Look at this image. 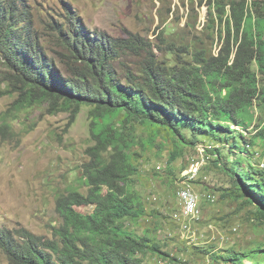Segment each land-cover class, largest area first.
Listing matches in <instances>:
<instances>
[{
	"label": "trees",
	"instance_id": "16d2710c",
	"mask_svg": "<svg viewBox=\"0 0 264 264\" xmlns=\"http://www.w3.org/2000/svg\"><path fill=\"white\" fill-rule=\"evenodd\" d=\"M194 3L196 9L208 5L207 22L200 37L180 43L163 38L174 34L171 23L158 28L161 42L155 44L137 33L114 37L90 31L71 11L67 21L53 26L62 45L56 58L48 56L33 30L24 0H0L4 93L18 95L14 109L48 102L52 113L69 110L72 125L88 106L94 140L80 176L88 190L70 185L59 195L62 223L52 227L51 237L26 227L0 226V249L10 264H145L143 256L149 252L177 260L162 251L149 229L138 233L126 223L148 213L135 188L143 154L134 149L129 129L146 125L155 137L160 130L167 132L174 144L169 163L203 134L236 153L237 148L246 150L242 143L253 122L252 109L264 107V0ZM123 55L139 57L140 64L137 70L127 66L120 77ZM11 128L0 117V137L10 135ZM258 140L264 150V124L250 137L251 144ZM223 154L220 146L212 153L232 179V195L257 202L258 218L264 221V168L242 167L241 158L229 165ZM81 205L93 209L80 213L76 207ZM212 261L264 264V244L257 242L246 252H213Z\"/></svg>",
	"mask_w": 264,
	"mask_h": 264
},
{
	"label": "rangeland",
	"instance_id": "374dc122",
	"mask_svg": "<svg viewBox=\"0 0 264 264\" xmlns=\"http://www.w3.org/2000/svg\"><path fill=\"white\" fill-rule=\"evenodd\" d=\"M195 1L198 0H24L33 30L40 36L48 56L56 58L60 56L62 45L53 26L67 21L71 11L79 14L81 24L90 31H104L114 37H127L132 32L155 44L161 42L157 38L158 28L171 23L174 34L163 38L180 43L200 37L207 22L208 5L196 9ZM213 50L217 51L216 45ZM157 53L161 57V53ZM139 62V57L123 55L118 68L120 77L127 66L137 70ZM4 67L0 60V117L12 128L10 135L0 137V226L26 227L38 235L51 237L52 227L62 223L57 209L59 195L70 185L78 186L83 192L88 190L80 176L82 164L88 160L86 150L94 143L90 108L83 106L72 125H69V110L52 113L48 102L39 100L16 110L13 104L18 95L4 93L7 88L3 81ZM252 112L253 122L244 130L246 141L242 144L246 150L240 152L237 148L236 153L230 152L229 146L223 147L218 138L203 134L196 145L185 144L183 154L172 163L168 159L174 144L167 132L160 130L155 137L146 125L129 129V138L136 140L134 149L143 154L138 161L140 170L135 176V188L148 213L126 223L138 233L149 229L162 251L177 259H163L149 252L143 256L145 264H226L213 262L212 253L246 252L257 242L264 244V221L258 218L257 202L248 203L232 195V179L212 155L220 146L224 152L222 159L229 165L233 159L241 158L242 167L249 164L261 167L263 143L258 140L256 145L251 144L250 137L264 124V107H254ZM233 127L239 129L240 126ZM186 132L190 138V131ZM193 161L201 165L200 175L194 182L203 198L202 215L197 221L184 217L176 194L177 182ZM209 194L212 198L208 201ZM76 208L80 213L93 209L87 205ZM186 223L189 228L184 227ZM244 261L251 260L245 258ZM0 264H10L1 249Z\"/></svg>",
	"mask_w": 264,
	"mask_h": 264
},
{
	"label": "built area",
	"instance_id": "2783aa9c",
	"mask_svg": "<svg viewBox=\"0 0 264 264\" xmlns=\"http://www.w3.org/2000/svg\"><path fill=\"white\" fill-rule=\"evenodd\" d=\"M261 168L264 167V161L260 164ZM161 168V166H159ZM201 165L199 161H193L188 170L185 171L184 177L177 183L176 194L182 204V214L190 221H197L202 215V200L200 193L196 191L194 182L199 177ZM209 194L206 198L211 200ZM185 228H189V224H184Z\"/></svg>",
	"mask_w": 264,
	"mask_h": 264
}]
</instances>
